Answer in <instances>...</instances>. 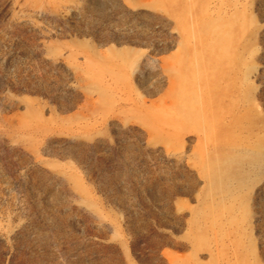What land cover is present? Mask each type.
Returning a JSON list of instances; mask_svg holds the SVG:
<instances>
[{
    "label": "rangeland",
    "instance_id": "obj_1",
    "mask_svg": "<svg viewBox=\"0 0 264 264\" xmlns=\"http://www.w3.org/2000/svg\"><path fill=\"white\" fill-rule=\"evenodd\" d=\"M244 6L236 118L200 94L229 1L0 0V264H264V0Z\"/></svg>",
    "mask_w": 264,
    "mask_h": 264
},
{
    "label": "bare ground",
    "instance_id": "obj_2",
    "mask_svg": "<svg viewBox=\"0 0 264 264\" xmlns=\"http://www.w3.org/2000/svg\"><path fill=\"white\" fill-rule=\"evenodd\" d=\"M229 1L232 5V11L224 10L221 7L214 8L215 12L217 13H225L224 18H221V16H216L214 19H208V23L206 25V28L213 31L215 29H219L217 27L218 24H225V22L228 23V31L225 35L227 38V41L230 43V51L228 54H226L223 57L219 56L220 63H222V67L225 70H222L220 74L224 76V79L219 78L218 75H216V72H213L212 78L209 77V83L208 84H201V97L203 100H206L210 97H214L215 99H218L217 102H208V106L210 108H214L217 110H223L228 112L232 111L235 117H245L248 114V111L244 110V104L248 101H250L252 98L251 92H253V87L249 85L250 77H251V69L252 66L247 64V60H250L252 58L251 49L247 47L246 45H243L241 42H239V38L236 34V31L234 30V23L236 20L237 12H240L242 14L245 13V6H244V0H226ZM239 28L242 29L243 25L240 24ZM245 30V27H244ZM212 53L218 54L217 52L213 51ZM189 54L198 57V51H189ZM175 62L173 59L171 60ZM185 65L187 63H184ZM205 65H199L194 64L193 69L188 71V80L189 83H192L194 79L197 78V73L200 71L205 70L207 67ZM228 69V70H226ZM226 76V78H225ZM223 80V81H222ZM230 83L233 84L232 86H229ZM195 83H193L194 85ZM256 103V102H255ZM257 105V103H256ZM255 105V106H256ZM224 112V114H226ZM258 116H256L257 118ZM232 120V119H231ZM259 120V118H257ZM256 120V122H258ZM224 121V120H223ZM233 126L239 127L238 125L234 124L237 121L234 119ZM209 150V149H208ZM212 150V149H211ZM210 150V151H211ZM256 152L260 154V149L256 147ZM248 152V151H247ZM261 165V164H260Z\"/></svg>",
    "mask_w": 264,
    "mask_h": 264
}]
</instances>
